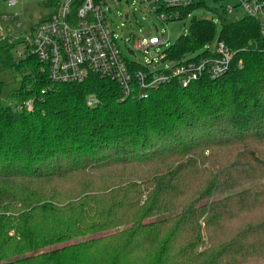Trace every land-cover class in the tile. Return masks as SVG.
<instances>
[{
	"label": "trees",
	"instance_id": "obj_1",
	"mask_svg": "<svg viewBox=\"0 0 264 264\" xmlns=\"http://www.w3.org/2000/svg\"><path fill=\"white\" fill-rule=\"evenodd\" d=\"M215 34L193 17L161 61L193 59ZM217 39L224 76L129 96L100 74L52 83L17 55L22 40L0 47V72L20 76L0 100V264H264V42L247 16Z\"/></svg>",
	"mask_w": 264,
	"mask_h": 264
},
{
	"label": "built area",
	"instance_id": "obj_2",
	"mask_svg": "<svg viewBox=\"0 0 264 264\" xmlns=\"http://www.w3.org/2000/svg\"><path fill=\"white\" fill-rule=\"evenodd\" d=\"M120 1L122 0H58L54 6L55 11L49 18L36 23L30 35L22 40L17 55L23 59L35 56L39 72L44 73L52 83H79L90 74H100L115 81L125 96L131 95L134 89L140 95H145L148 90L173 79L186 87L204 75L217 79L229 71L231 51L222 40L217 39L213 46L205 45V53L201 52L197 58L182 59L163 67L143 62L140 64L147 67V71L129 72L127 62L131 60L123 56L117 27H113V22L107 15L110 11L108 4ZM216 1L224 2L223 10L228 15H234L237 9H241L243 16L256 20L264 42L263 0ZM143 2L162 23H166L169 21V9L187 7L192 0ZM14 4L15 0H9V6ZM166 45L162 38L156 36L142 37L135 42V48L144 53L150 48L168 47ZM152 53L156 56L155 52ZM162 58L163 55L161 60ZM25 106L28 111L33 109L31 101H27Z\"/></svg>",
	"mask_w": 264,
	"mask_h": 264
},
{
	"label": "rangeland",
	"instance_id": "obj_3",
	"mask_svg": "<svg viewBox=\"0 0 264 264\" xmlns=\"http://www.w3.org/2000/svg\"><path fill=\"white\" fill-rule=\"evenodd\" d=\"M15 1L16 4L9 6V0H0V47L7 44L17 46L20 40L30 35L31 29L36 23L48 19L55 11L54 6L48 5L49 0ZM206 6L192 12L188 18L183 20L162 23L150 12L143 0H122L110 2L108 4L110 11L107 12V15L113 22V27H117V35L120 38L118 42L123 55L128 60L138 63L148 62L155 67H163L169 64L161 61L165 46L150 48L144 53L135 48V42L142 37L156 36L162 38L167 44L166 46L172 45L181 35L188 34L190 21L196 17L208 19L214 23L216 34L213 41L208 44L213 46L217 41L222 24L243 16L241 9H237L235 14L229 17L223 16L224 2L209 0ZM124 41L125 43H123ZM152 52H155L156 56L152 57L150 55ZM200 52L193 53L192 57H197ZM13 54L15 53L13 52ZM230 62H232V57ZM19 78V74L10 68L0 72V100L5 101L9 94L17 89Z\"/></svg>",
	"mask_w": 264,
	"mask_h": 264
},
{
	"label": "water",
	"instance_id": "obj_4",
	"mask_svg": "<svg viewBox=\"0 0 264 264\" xmlns=\"http://www.w3.org/2000/svg\"><path fill=\"white\" fill-rule=\"evenodd\" d=\"M150 55H151V56H155V54H153V53H151Z\"/></svg>",
	"mask_w": 264,
	"mask_h": 264
}]
</instances>
